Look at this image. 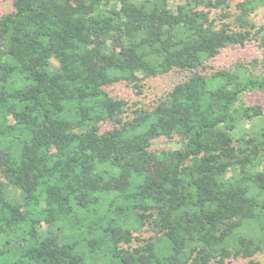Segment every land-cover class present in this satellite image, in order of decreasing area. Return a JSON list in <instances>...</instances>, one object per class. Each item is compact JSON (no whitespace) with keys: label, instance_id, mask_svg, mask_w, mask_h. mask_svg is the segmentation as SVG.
Wrapping results in <instances>:
<instances>
[{"label":"trees","instance_id":"1","mask_svg":"<svg viewBox=\"0 0 264 264\" xmlns=\"http://www.w3.org/2000/svg\"><path fill=\"white\" fill-rule=\"evenodd\" d=\"M10 3L0 264H264V0ZM248 42L260 59L207 64ZM173 72L150 105L110 90Z\"/></svg>","mask_w":264,"mask_h":264},{"label":"rangeland","instance_id":"2","mask_svg":"<svg viewBox=\"0 0 264 264\" xmlns=\"http://www.w3.org/2000/svg\"><path fill=\"white\" fill-rule=\"evenodd\" d=\"M171 4H176L180 0H169ZM242 0H228V3L231 5V8ZM11 10L10 0H0V15ZM254 22L258 25L264 24V10L259 9L255 15L252 17ZM254 58L260 59L261 52L257 47V43L248 42L244 47H232L225 49L221 54L210 60L207 64L211 68L221 69V68H233L235 63H242L248 65L252 63ZM183 77L182 72H173L168 75L159 76L156 78H149L143 80L141 84V93L137 94L136 89H131V86L124 84H116L110 87L112 93L116 96L123 98L125 101L132 105L133 103L139 104H151L159 98H162L166 92H168L177 81L181 80ZM246 104L249 105H259L262 108L264 113V92H252L247 93L244 96ZM132 108H134L132 106ZM177 147L175 140H158L154 143L153 148L155 150L162 149H174ZM259 168H264V166H259ZM258 261L264 263V252L257 255L256 258Z\"/></svg>","mask_w":264,"mask_h":264}]
</instances>
